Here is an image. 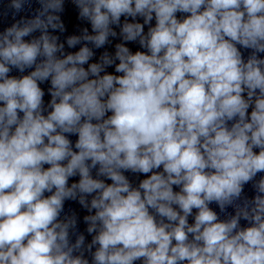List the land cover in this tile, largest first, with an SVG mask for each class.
I'll return each instance as SVG.
<instances>
[{
  "label": "clouds",
  "instance_id": "clouds-1",
  "mask_svg": "<svg viewBox=\"0 0 264 264\" xmlns=\"http://www.w3.org/2000/svg\"><path fill=\"white\" fill-rule=\"evenodd\" d=\"M0 264H264V0H0Z\"/></svg>",
  "mask_w": 264,
  "mask_h": 264
}]
</instances>
